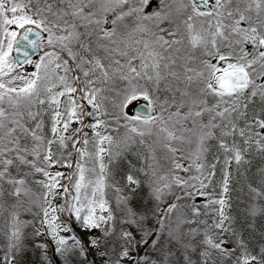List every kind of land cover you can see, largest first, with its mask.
Returning <instances> with one entry per match:
<instances>
[{"label":"snow or ice","instance_id":"snow-or-ice-1","mask_svg":"<svg viewBox=\"0 0 264 264\" xmlns=\"http://www.w3.org/2000/svg\"><path fill=\"white\" fill-rule=\"evenodd\" d=\"M31 2L32 0H28L27 3L21 0H0V29H3L4 33V39H0V185L3 183L11 185L13 191L9 195L18 199L31 196L30 189L25 186V179H16L10 175L9 169L17 161L45 177L42 181H36L45 190L41 206L43 218L40 223L47 229V235L55 245L54 253L61 258V264H73L77 256L87 260L88 248L98 250L101 245V238L92 236L88 237V245H85L71 228L73 218L82 230L100 229L104 238L118 235L123 242L118 258H113L108 252H99L103 264H122L125 260H132L133 264H193V256L197 251L201 264H209L215 259L214 253L230 255L231 250L225 249V242L223 240L217 242L212 235H209L208 229L202 231V240L197 239L201 233L195 229L183 231L182 226L191 224L193 221L179 212V204L175 202L159 213L155 228H148L145 224L146 217L129 206L127 197H120L118 203L123 205L124 215L119 221L122 230L116 233V218L107 200L104 199L108 166L103 162V156L107 154L109 163L112 162L113 137L102 135L97 131L101 126H105V122L100 119L85 125L93 130L94 138L97 139L96 151L92 154L88 151L89 140L86 134H83V137L77 136L75 139L65 134L68 133L73 122H82L85 115L100 114L101 106L97 100L101 89L96 87L100 77H103L104 83L118 77L128 84V87L121 91L118 99L117 106L120 109L125 108L138 97H142L153 111L157 107L160 110L155 116H136L130 120L124 116V119L128 120L125 127L129 133L126 137L125 149L131 147L133 141L131 134L141 137V143H144L145 136L155 135L156 139L153 145H150L153 151L155 145H159L171 154L167 157L172 165L168 178L170 182H164L165 177H159V181L163 183L162 186H158L157 181L153 180L152 196L157 201H161L165 195L164 190L172 189L173 186L181 189L196 188V184L192 181H196L199 185L197 193L206 195L200 189L207 188L214 175L213 172L205 173V164L201 162V156L206 151V142L213 138L216 129H221L222 136L239 131V135L243 137L244 129H237L235 124H231V132L228 131L230 118L234 113L237 118L243 117L248 105L255 98L259 97L264 101V31L260 30L264 28V20L259 18V15L264 14V0H214V3L212 0H191L192 15H189L184 23L188 31L189 45L193 50L198 48L201 50V55L197 58L198 67H191L189 63L177 66L174 58L163 55V52L172 50L175 45L182 42L181 39L176 38L179 35L178 29L170 30L162 27L165 21L171 23L170 11H164L165 0H160V8L151 14L146 9L154 0H43V7H36L34 11L29 6ZM232 3L236 4V8L230 10L228 6ZM242 3H247V8L243 11L240 8ZM201 5L208 6L210 10H203ZM253 6L258 13L259 27L250 23V16L246 15ZM125 8L127 11L124 10ZM198 17L209 18L206 35L203 34V26L201 31L194 29L192 21ZM126 18H133L135 21L132 32L150 36L151 40H134L130 46H126L127 50L121 49L117 44V37L119 36L120 41L123 42L129 38L130 34H120L117 25ZM213 18L214 26L211 23ZM227 21L233 22L229 24ZM109 22L112 25L111 28L106 27ZM241 22H248V26L241 27ZM7 25H15L21 29L26 25H34L37 29H42L48 34L47 44L54 49L59 47L60 53H66L68 58H63L56 51L45 52L40 57L41 62L35 64L36 71L30 77L16 73L19 62L11 58V53L13 44L19 41L17 34L9 32L5 27ZM92 26L98 30L97 41H107L106 44L97 45L109 54L107 64L102 62L89 44L81 42L82 38H87L88 33H82L79 29L82 27L90 29ZM27 31L31 32L32 29L28 28ZM20 39L29 40V37L25 34ZM29 43L35 46L36 42L29 41ZM225 43L231 51H220V47ZM248 44L252 45V50L247 48ZM74 45H79L88 55H79L74 50ZM137 45H142V49L137 48ZM16 51H19V48ZM116 56L123 57L125 63H121L120 59L115 58ZM25 57H27L26 52ZM192 59V56L188 57V61ZM136 60L140 62L139 67L133 64ZM213 60L216 62L213 63ZM164 61L167 62L162 63ZM25 63L31 64L32 61L26 59ZM52 66L64 73L59 76L61 90L54 92L57 85L49 83L46 88L48 96L40 99V85L44 81H50L49 73ZM162 67L167 71L162 73ZM77 72L84 78V86L80 88L73 86L81 82V77L76 75ZM168 77L174 78L178 86L166 85L164 90L171 93V96L161 100L158 93L161 91L162 82ZM141 80L146 83L141 84ZM179 84H183L184 87H179ZM77 92L82 93L80 99L87 100L93 112H85L77 99L70 95ZM65 96L68 97L69 106H66L62 112L60 111L62 101L59 98ZM209 96L215 98L214 104L209 105L207 99ZM25 101L29 105L28 109L19 110L18 106ZM33 101L39 105L47 103L49 108L54 109L51 129L54 139L45 141L38 134L37 130L42 126L39 122L36 123L35 128L27 126L26 118L35 120L38 115L31 111ZM5 103L8 108L4 107ZM173 108L175 111H171ZM165 112L168 113L166 117ZM121 115H123L122 112ZM205 116L208 117L207 123L203 120ZM253 125L260 129L255 133L259 137L255 140L257 149L264 152V120L255 119L249 124V130ZM75 131L82 133V128H77ZM193 136L196 137L197 143L194 159L193 156H185L176 146V144L191 143ZM29 137H31L32 146H22L21 140ZM67 140H72V146L80 157L75 164L73 174L50 172L49 169L56 165L73 167L68 160L54 158L52 151L54 143L65 147ZM79 143H82L84 147H77ZM105 143L109 145L108 148L103 146ZM248 143L249 140H245V144ZM220 146L226 152L230 151L223 140ZM123 150H118L116 154ZM92 155L98 163L100 174L94 182L91 180L86 182L85 174L89 171L86 167V158ZM29 156L33 159H28ZM41 156L42 161H40ZM180 158L191 159L193 162L185 167L178 162ZM233 158L238 164L242 162L243 157L239 148L235 149ZM193 168L197 175L188 179H182L176 174L177 170L190 172ZM211 168L214 169L215 165H211ZM77 175L78 178H76ZM152 175L155 176V172ZM62 179H67L70 183L61 184ZM73 180L75 183L71 184ZM127 181L130 185H139V181L132 175L127 177ZM227 183L228 174L225 173L224 192L228 191ZM61 188L63 192L59 194L65 196V204L55 207L51 201L58 194L57 190ZM70 188L74 189L75 195L69 201L65 194L70 192ZM89 188H91L90 195ZM119 191L120 189L117 188V192ZM252 191L257 198L264 197V193L259 190L252 189ZM185 195L190 193L185 192ZM176 200H181V197L177 196ZM209 203L221 205L219 210L221 219L214 223V227L220 232L229 231L225 226L229 218L223 210L224 199ZM56 213H67L68 220H61ZM174 213L176 214L175 227H171L173 221L170 218ZM257 213L264 214V204L255 205L250 214L255 216ZM192 215L199 216V209L193 208ZM131 228H135L136 233L140 234V239H137L136 235L129 230ZM61 232H73V234L70 237H64L60 235ZM36 235H44V232L37 230ZM12 236L16 243L10 244L9 247L16 248L19 252L21 250L19 228L12 233ZM150 236L155 237L150 246L154 256H149L147 253L141 256L139 246L147 243ZM240 243L243 244L242 241ZM39 247L48 249L47 244L39 245ZM133 252L136 254L132 255ZM6 259L8 264H11L13 257H6ZM45 259L47 264H55L47 254ZM256 259L255 256L242 255L237 258V264H251V261ZM89 264H95V261H89Z\"/></svg>","mask_w":264,"mask_h":264},{"label":"rangeland","instance_id":"rangeland-1","mask_svg":"<svg viewBox=\"0 0 264 264\" xmlns=\"http://www.w3.org/2000/svg\"><path fill=\"white\" fill-rule=\"evenodd\" d=\"M24 3H27V0H22ZM168 0H165V5H167L169 2ZM214 3V0H212ZM182 7L178 8H169L164 9V11H170V20L165 21L162 24V27L168 28L170 30H176L178 29L179 35L176 37L177 39H181L182 42L178 45H175L172 50H169L167 52H163V55L166 57L171 56L177 61V66L180 64L179 60H177V57H183L185 54V50L189 49V52L192 54L199 55L201 54V50L195 49L193 50L191 46L188 43V31L185 26V21H187V18L189 15H192V7H191V0H183L182 1ZM33 11L36 7H43V0H32L31 4L29 5ZM247 6L244 5L241 6V10L245 9ZM160 7V0H154V2L151 4L150 7L146 9V11L151 14L155 11H157ZM229 9H233L232 5L228 6ZM205 11L210 10L209 7L202 8ZM11 15V14H9ZM249 16V15H248ZM111 18V17H110ZM109 18V19H110ZM260 19L264 20V14L259 16ZM257 19L258 16L253 15L250 16V23L253 25L259 27L257 25ZM208 20L207 17H198L192 23L194 24V29L197 31H201V26H203V34H207L208 31ZM233 21H227V23L231 24ZM151 24V22H148ZM211 23L214 26L215 25V19H211ZM135 26V24L133 23ZM248 22L243 27H247ZM8 28L9 32H15L17 31L18 27L15 25H7L5 26ZM106 27L111 28L112 25L109 22ZM118 31L120 34L123 33H129V38L125 39L123 42L120 41L119 36L117 37V44L121 49H126V46H130L131 42L134 40H142L147 39L151 40L150 36H144L141 33L138 32H132V29L127 30L126 24L123 22L119 23L117 25ZM131 28V27H130ZM214 31V27L212 28ZM261 31H264V28L260 29ZM80 32L82 33H88L87 38H82V43L89 44L93 51L96 53L98 57L102 59V62L105 64L109 63L108 60V53L105 52L102 48H98V44H106L107 41H97L96 39V33L97 29L95 26H92L90 29L80 28ZM47 38L48 34L44 32L43 39L40 40V50L39 53L35 56V58L32 60V63L27 67L25 65H19L16 67V73L28 76L30 77L32 73L36 71L35 64L40 63V57L45 52H52L56 51L57 53L61 54L63 58L67 59L66 53H60V48H53L47 44ZM0 39H4V33L3 29H0ZM137 48L142 49V45H137ZM247 48L249 50H252V45L248 44ZM74 50L78 52L79 55H88L87 53H84L83 50L79 47V45H74ZM221 52H229L231 49L228 47L227 43L223 44L220 47ZM175 53V54H174ZM187 53V51H186ZM174 54V55H173ZM182 55V56H180ZM11 58L14 60L12 53ZM116 59H120L121 63L123 62V57L116 56ZM15 61V60H14ZM125 62V61H124ZM167 61H164L162 63H166ZM216 61L213 60V63ZM139 60L133 61L134 66L139 67ZM126 71V69H125ZM162 73L166 72L167 70L161 68ZM50 81H44L40 85V99H45L48 96V93L46 91V88L48 87L49 83H54L57 85V87L53 90L54 92H58L61 90L59 85V76L64 75V73L58 69H55L54 66L51 67L50 70ZM76 75H79L81 77V82L77 84H73L74 87H83L84 78L82 77V74L77 72ZM99 75V74H97ZM17 83H20L17 81ZM141 84H145L146 82L141 80ZM171 84L172 87L178 86V82L172 78L168 77L165 81L161 84V91L158 93L161 100H164L166 98H169L171 96V93L165 91V86ZM148 87H151V85H147ZM97 88H100L101 91L98 94V100L97 103L100 104V114L89 116L85 115L83 117L82 122H73L70 125L68 133L65 135H71L73 136V139H75L77 136L83 137V134L87 135V138L89 140L88 144V151L92 154L96 151V143L97 139L94 138L93 130L90 127H85V125H90L95 122L96 119H100L105 122V126H101L97 129L102 135H110L114 139V143L112 145V152L114 153L112 157V162L109 163V157L107 154L103 156V162L108 166L107 167V174H106V187L104 189V199L107 200L108 206L113 212L116 223V233H119L122 229L119 224V221L123 218V213L119 207L115 208L114 206L121 205L118 203V199L120 197H127L128 198V204L130 207H132L137 213H139L142 216H148L149 211L151 214V208L153 205L152 197L149 194L148 186H141L142 191L140 190L139 185H130L127 181V177L129 175H132L136 180L139 181V184H142L143 181H146V178H143V174L147 171L145 167L141 165V161L145 162L148 155L150 154V150L148 149V141L144 137V143H141V137L131 134L133 137V141L130 148L125 149V141L126 137L129 135L127 128L125 127L126 124H128V120H130L133 117L140 116L136 113H133L131 111V105L135 101H131L125 108L120 109L117 106L118 99L120 97L121 91L128 87V84L126 81L120 80L118 77H114L112 80L108 81L107 83L103 82V77H100V81L96 84ZM179 87L183 88V84H179ZM192 89H190L191 91ZM74 99H77V102L83 106V109L85 112H93L92 107L88 104L87 100L80 99L82 96V93H72L70 94ZM177 95H179L177 93ZM62 103L60 107V111H64L66 106L68 105V97H60L59 98ZM137 99H143L142 97H138ZM136 99V100H137ZM209 105L215 103V98L209 96L208 98ZM19 109L21 111H26L29 107L28 103L22 102L19 105ZM31 111L34 113H38L35 120H28L26 118V122L30 125L34 126L37 122H39L42 126L40 129H38V132L43 137L45 141L49 139H54L52 134V115L54 109L49 108L48 104L45 103L44 105H39L35 101H33V106L31 107ZM159 108L157 107L152 114L153 116L159 114ZM171 111H175V109H171ZM121 112L123 115H121ZM168 115L167 112L164 113V116L166 117ZM124 116L128 117V120L124 119ZM143 117V116H142ZM262 119L264 120V101H262L259 97L255 98L252 103L248 105V108L246 110V113L243 117L237 118L235 113L230 118V124L228 131L231 132V124H235L237 126V129H244L245 135L241 137L239 135V131H237L234 134H229L227 136H222L221 129L214 130V136L213 138L209 139L206 144L205 148L206 151L201 156V162L205 164V173L207 172H213L214 175H212L209 186L205 189H201L200 191L206 193V195H197V200L193 202H189L188 205L192 208H198L200 215L203 216V222L200 224V227H203L204 230L208 229L209 235H212L213 238L219 242L220 240H223L225 249L231 250V254L228 255L227 253L221 254V253H214V261H210L209 264H237V258L240 254L242 255H248L244 252V243L241 245V237L239 233L235 232L230 228V217H231V198H232V192H233V186L232 181H234V151L235 149L239 148L241 150V153H247L248 151H254L256 150L257 146L255 144V140L258 139L255 135L256 132H259L260 129L253 125L251 130H249V124H251L252 121L255 119ZM203 120L205 123H207L208 117H203ZM140 127H143V125H140ZM77 128H82V133H76ZM153 131L155 132V127L153 128ZM147 137V136H146ZM156 136L153 135L152 137H149L150 139H154ZM227 145L228 149L230 151H225L224 148L220 146L221 141ZM245 140H249L248 144H245ZM65 147H61L59 143H54L52 145V151L54 153V158H59L61 160H68L72 163L73 167H61L60 165H56L55 167L49 169L50 172H62L66 175H71L74 172L75 164L77 161L80 160L79 155L75 152V149L72 146V140H67ZM191 146H193V151L196 152L197 149V143H196V137H192V142L189 143ZM195 144V145H194ZM105 148H108L109 145L105 143L103 145ZM47 147V145H46ZM77 147L83 148L84 145L82 143L77 144ZM196 147V148H195ZM250 148V150H248ZM124 149L123 151H119V154L116 153L118 150ZM87 163L86 167L89 169L88 172H86V182L88 180L95 181L98 178V175L100 174V169L98 166V163L95 162L94 155L86 158ZM82 163L84 161H81ZM140 162V164H138ZM211 165H215V168H211ZM94 169V171H93ZM225 173L228 174V183L227 188L228 191L224 192V182H225ZM42 178L45 179V177L42 175ZM78 178V175L77 177ZM148 182V180H147ZM70 182L67 179H62L61 184L68 185ZM75 180L71 181V184H74ZM3 185H0L2 187ZM117 188L120 189L119 192H117ZM44 188L42 189L41 198L44 194ZM63 189L57 190V195L54 199H52V205L55 207H59L63 204H65V196L60 195L59 193H62ZM89 195L91 194V188L88 189ZM67 197V200H71L72 196L75 195L74 189L70 188V192L68 194H65ZM220 199H224L225 206H224V212L228 216V220L225 222V226L229 229V231L226 232H220L218 229L214 227V223L218 222L221 217L219 216V210L221 208V205L219 203H209L210 201H218ZM149 202V203H148ZM43 204V200H42ZM148 204V205H147ZM123 206V205H122ZM150 206V207H149ZM168 206L167 203L162 202L160 204V207L157 211V215L153 214V218L151 221L150 228H155V224L153 223L154 220H157L159 217V213ZM146 207H149V211ZM3 212L6 210V215L4 216V220L8 221L7 227L3 225L1 228V235H0V264H8V260L6 257H13L11 264H35L41 257L45 258V250L42 247H39V245L43 244H50L51 247L55 248V245L52 241V239L47 235V229L40 223L42 220V213L40 211L39 220L37 222V229L36 231L32 229V227L28 224H26V220L22 219V216L25 215L24 211L19 207L16 206V204L12 205H2ZM152 211H154L152 209ZM56 215L61 217V220L67 221L68 215L67 213L61 214L56 213ZM106 215V213H105ZM146 216V219H147ZM7 218V219H6ZM74 223L77 224L75 221V218L72 219ZM7 228V232H4V230ZM19 228L20 234H21V240H20V251L17 252L16 248H10V244H15L16 240L13 238L12 233L16 231V229ZM37 230H40L44 232V235H36ZM76 230L79 232L80 236L84 239L86 245H88V237H100L101 238V245L99 249H93L88 248L92 260L95 261V264H103V259L100 257L99 252H108L110 256H113V258H118V253L121 250L122 241L119 239L118 235H113L109 238L103 237V232L100 229H92L91 231H85L82 230V228L77 224ZM135 234L134 228L129 229ZM61 236L64 237H70V232H61ZM136 238L138 239L137 235ZM203 236L199 240H202ZM32 245L34 248H37V253L35 254L34 260L30 257V254L28 252V247ZM71 243V242H70ZM143 248H141L142 250ZM47 254V253H46ZM136 253L133 252L132 255H135ZM139 254H141V251L139 250ZM149 256H153L152 253L148 254ZM196 264H201V259L199 252H196ZM78 256L73 260L76 261ZM122 264H133L132 260H125L122 262ZM251 264H264V260H253L251 261Z\"/></svg>","mask_w":264,"mask_h":264},{"label":"trees","instance_id":"trees-1","mask_svg":"<svg viewBox=\"0 0 264 264\" xmlns=\"http://www.w3.org/2000/svg\"><path fill=\"white\" fill-rule=\"evenodd\" d=\"M182 1L183 0H168L169 2L167 5H165L164 9L169 8H175V7H182ZM21 2H24L21 0ZM28 2V0H27ZM233 9L236 8V4L232 3ZM229 5V6H230ZM246 5V3H244ZM243 6V3L240 5V7ZM160 8V7H159ZM247 8V6H246ZM127 11V8L124 9ZM246 15L258 16V13L255 10V7L253 6L252 10L246 13ZM261 16V15H259ZM70 19V18H69ZM126 24L127 30L132 29L134 27L133 23L135 24V21L133 18H126L123 21V24ZM246 24V22H241V27H243ZM131 27V28H130ZM187 51V53H186ZM185 54L183 57H177L176 59L179 60L180 64L189 63L191 67H198L199 60L197 59L201 54L196 55L189 52V49L185 50L183 52ZM175 54V53H174ZM173 54V55H174ZM180 55V56H182ZM192 56L193 59L191 61H188V57ZM125 60L123 59L122 63ZM179 65V64H178ZM5 108H8L7 103L4 104ZM18 108H20L18 106ZM10 111H13L15 109H9ZM21 110V109H19ZM236 115V114H235ZM27 126L29 128H35L36 125L32 126L29 123H27ZM38 132V130H37ZM40 135V133L38 132ZM41 136V135H40ZM42 137V136H41ZM145 138L148 141V146L150 150V154L148 155L146 161L142 162L141 165L147 169V171L143 174V178H146V181H143L142 184H139L140 190L142 191L141 186H148L149 194L152 197L153 205L151 208V214L149 211V207H146L149 211V214L147 216V219H145L146 227L150 228L151 221L153 218V214L157 215V211L160 207V204L162 202L167 203L168 205L171 203H178L179 204V212L182 213L187 219L192 220L193 222L191 224H185L182 226L183 231L187 232L189 229H195L201 234L197 237L199 240L202 235V231L204 230L203 227H200V224L203 222V216L199 218V216L193 217L192 215V207L188 205L189 202H193L197 200V189L199 188V185L196 181H192L193 184H196V188H188V189H181L173 186L172 189H165V195L161 201H157L152 196V190H151V184L153 180L157 181L158 186H162L161 181H159V177H165L164 182H170L168 180L170 176V169L172 168L171 161L167 158L171 154L168 153L165 149L160 147L159 145H155V150L153 151V148L150 147V145H153V141L156 139H150L148 136ZM21 145H27L28 147L32 146V140L31 137H29L26 140H21ZM195 145V144H194ZM177 147H179L183 154L185 156H193L195 151H193V146L189 143H183V144H176ZM46 147V144H45ZM196 148V147H195ZM197 150V149H196ZM250 150V148H248ZM243 160L241 163H236L234 159L233 168H234V181H232L233 186V192H232V198H231V217H230V228L234 230L235 232L239 233L241 237V241L244 243V249L246 254L250 256H255L259 260H264V214L257 213L255 216L251 215V210L255 205H261L264 204V197L257 198L255 196V193L252 191V189H257L260 192L264 193V152L259 151L257 148L254 151H248L244 154L241 153ZM28 159H33V157L29 156ZM40 161H42V156L40 157ZM39 162V161H38ZM181 164H183L185 167L192 164L193 160L191 159H182L180 158L178 160ZM140 164V162H138ZM10 175L13 178L20 179L23 178L26 181V187L30 189L31 196L29 197H21L17 198L15 196L9 195L10 192L13 191V187L7 183H3L2 187H0V227L5 225L7 227L8 221L4 220V216L6 215V210L3 212L2 205H12L16 204V206H19L25 213L24 216H22V219L26 220V224L30 225L33 230L36 231L37 229V222L39 220V215L41 211L42 206V198L41 193L43 187H41L36 181H42L44 180L42 178V174L35 173L33 169H31L28 166H24L19 164L17 161L14 166H12L9 169ZM155 172V176L152 175V173ZM177 175H179L182 179H188L191 176H196L197 172L195 168L192 169L190 172H184L182 170H177ZM148 180V182H147ZM201 190V189H200ZM185 192L190 193V195H185ZM180 196L181 200L177 201L176 197ZM149 203V202H148ZM148 205V204H147ZM115 208L119 207L122 211L123 206L117 205L114 206ZM167 207V206H166ZM165 207V208H166ZM152 209L154 211H152ZM123 213V211H122ZM124 215V213H123ZM175 213L173 214V217L170 219L173 221V223L170 225L171 227H175L174 223V217ZM145 216V215H144ZM145 216V217H146ZM7 219V218H6ZM157 220H154L153 223L156 226ZM77 224L71 221V228L74 232V234L79 237L84 244L86 245L84 239L80 236L79 232L76 230ZM135 230V228H134ZM4 232H7V228L4 230ZM73 232H70L71 235ZM135 235H137L138 239H140V234L136 233V230L134 231ZM2 231L0 228V235ZM70 235V236H71ZM154 236L148 237V241L145 244H142L139 246V250L141 251V256L145 255V253L149 254L152 253L154 256V252L151 249V243L152 239H154ZM28 247V252L30 254V257L32 260H34L35 254L37 253V248H34L32 245ZM47 256L50 257L55 264H61V258L57 257L54 253L53 248L50 244H48ZM141 248H143L141 250ZM89 256L87 260H84L82 257H78L76 261L73 262V264H89V261L92 260L91 253L88 249ZM242 254H240L238 257H241ZM196 253L193 256V264H196ZM35 264H47V260L44 257H41Z\"/></svg>","mask_w":264,"mask_h":264},{"label":"water","instance_id":"water-1","mask_svg":"<svg viewBox=\"0 0 264 264\" xmlns=\"http://www.w3.org/2000/svg\"><path fill=\"white\" fill-rule=\"evenodd\" d=\"M207 7L208 6L201 5V8ZM28 28H31L32 31L28 32ZM16 34L19 43L13 44L12 56L15 61L19 62V65H25L28 67L30 64L25 63V60L30 59L32 61L38 54L40 49L39 42L44 36V31L42 29H37L34 25H26L23 29L18 28ZM25 34L28 35L29 40L20 39ZM29 41H35V46L30 44ZM17 48H19V51H16ZM25 52L27 53V57H25ZM131 111L140 116L152 115L154 113L150 105L143 99L135 100L131 105Z\"/></svg>","mask_w":264,"mask_h":264}]
</instances>
